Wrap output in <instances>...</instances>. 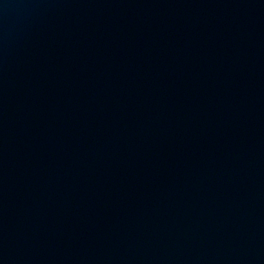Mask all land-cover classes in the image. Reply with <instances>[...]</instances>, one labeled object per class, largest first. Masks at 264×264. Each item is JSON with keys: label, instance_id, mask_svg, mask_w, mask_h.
I'll use <instances>...</instances> for the list:
<instances>
[{"label": "water", "instance_id": "1", "mask_svg": "<svg viewBox=\"0 0 264 264\" xmlns=\"http://www.w3.org/2000/svg\"><path fill=\"white\" fill-rule=\"evenodd\" d=\"M0 264H264V0H0Z\"/></svg>", "mask_w": 264, "mask_h": 264}]
</instances>
